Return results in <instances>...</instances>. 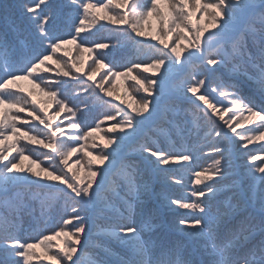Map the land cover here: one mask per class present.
Instances as JSON below:
<instances>
[{"label": "snow or ice", "instance_id": "6c2138e0", "mask_svg": "<svg viewBox=\"0 0 264 264\" xmlns=\"http://www.w3.org/2000/svg\"><path fill=\"white\" fill-rule=\"evenodd\" d=\"M19 10L23 28L12 21L0 31V201L13 199V186H35L40 193L33 195L42 194L49 203L55 200L56 211L44 229L34 214L28 229L18 219L0 217V264H32L33 250L41 246L53 264H76L78 246L88 242L90 221L97 215L104 216L107 234L126 250L112 264H264V145L249 148L264 141V0H26ZM152 17L156 30L149 22ZM102 21L123 27L107 28ZM257 21L258 29L253 26ZM146 36H151L148 43L138 39ZM128 42L158 55L115 59L118 48ZM65 45L75 46L78 53L70 66L56 56ZM71 50H64V56ZM194 59L198 69L189 67ZM49 61L57 66L58 76H71V81L37 75L52 71ZM88 61L90 71L80 75ZM174 77L179 79L177 99L202 114L209 129L208 143L199 149L183 143L161 145L145 131L158 119L170 125L159 129L161 134L170 137L175 131L182 137L187 130L176 121L180 109L171 110L173 118L168 119L170 110L161 106L166 84ZM120 78L134 82L131 92L124 88L123 97L129 99L113 97ZM19 80H28L47 99L32 98V91L18 96L11 89ZM71 89L79 94L70 95ZM135 93L143 95L137 100ZM85 94L109 108L91 124L85 117L94 109L82 99ZM229 103L240 115L215 119L217 105L229 112ZM53 104L56 110L50 112ZM25 112L30 119L21 118ZM61 114H66V125L56 122ZM254 121L259 122L255 127L237 132ZM104 122H112L105 132L114 135L97 136ZM65 128L76 132L66 133ZM89 138L102 141L98 152L89 150ZM21 140L49 150H29L45 159L18 148ZM132 143L138 144V160L129 162L125 148ZM204 147L210 151L205 153ZM78 153L86 162L77 158L70 163ZM234 157L244 161L241 170L252 182L237 205L217 198V185L229 178ZM208 159L211 164L197 170ZM117 169L124 173L120 206L104 195ZM182 170L191 171L190 184L199 187L184 183ZM162 209L176 215L174 233ZM177 234L183 239L171 238ZM61 237L62 247L53 243ZM53 247L59 251L48 255Z\"/></svg>", "mask_w": 264, "mask_h": 264}, {"label": "trees", "instance_id": "16d2710c", "mask_svg": "<svg viewBox=\"0 0 264 264\" xmlns=\"http://www.w3.org/2000/svg\"><path fill=\"white\" fill-rule=\"evenodd\" d=\"M25 2L26 0H0V31H5L8 23L12 21L16 22V26L21 27V29L23 28V24L21 23V20H20L21 14L19 10V5ZM58 2H63V0H58ZM206 2L215 3L216 0H206ZM250 2H254V0H250ZM162 8L167 10V5L162 4ZM116 11H120V9H116ZM193 19L195 20L196 16H194ZM149 22L153 30H156L159 27L154 17L149 18ZM101 23H104L107 26V28L123 27V26L111 25L107 21H102ZM253 26L256 27L257 29L260 27L258 21ZM144 27H145V31L149 30L147 24ZM92 30H93L92 28H89L87 31H92ZM153 34H155V31H153ZM138 39H142V38H138ZM143 40L145 41V43H148L151 41V36H148L147 39H143ZM110 43H115V41H112ZM248 47L251 48L250 42H249ZM67 49H72V50L69 52L68 56H64V50H67ZM96 51H101V50H96ZM93 55H95V52L93 53ZM152 55H158V53L155 52V50H150L147 48L141 49L140 46L136 45L134 42H128L124 48L122 49L118 48V51L115 54V59L117 60H120L122 58L135 59L137 56H139L140 59H144L146 56H152ZM56 56L63 57L65 60H68L69 66H70L71 62L77 58L78 53L75 49V46L65 45L64 49L58 52ZM85 59H87V54H85ZM90 63L91 61H88L87 64L84 65L81 73L84 74L90 71V69L88 68V64ZM47 64L51 66L52 71L37 73V75H41V74L45 75L48 81H57L61 79L71 81V76L70 77L58 76L57 66L53 64L51 61L47 62ZM232 66L233 65L230 63L229 68H231ZM189 67L190 69H198L199 61L194 59L193 63ZM103 71L104 70L102 69L101 73L97 75L96 77L97 81H99V76L103 74ZM144 75L151 77L152 74L145 73ZM133 83L134 82L131 80H128L127 83H125L123 78L116 80L113 97L117 95L123 97L125 87H128L129 91L131 92L132 91L131 85ZM178 83H179V79L175 77L167 82L165 94L163 95L161 99V106L167 107L170 110L168 113V119L173 118V113L171 110L173 109L181 110L180 115L176 117V121L181 128L187 129L184 135L182 137L177 136L175 131L172 132L170 137L167 136L166 133L161 134L159 132V129L167 130L170 128V125H168L164 120H159V119L155 121L154 124L150 126V128H147L145 131L147 135H149L152 139L158 138L159 143L161 145H167L168 143H175L179 145L180 143H183L186 147H192V148L199 149L203 147L206 143H208V140L205 139V132L208 131L209 129L207 128L205 121L200 118L202 114L198 112H194L191 105L177 99L174 89L177 87ZM109 86H110L109 84H105L106 88ZM41 87H43V85H41ZM20 89H24V92L21 93L19 91ZM11 90L16 92L18 96L26 95L29 91H32L33 97L36 98L37 100H41V102L47 99V97L41 96L39 89H34L32 84L28 80L17 81L16 84L12 86ZM79 91H80L79 89H71L69 94L70 95L79 94ZM101 95H103V93H101ZM142 95L143 93H135L137 100H139ZM113 97L105 96L104 99L113 100L114 103H117V102L119 103V101L114 100ZM58 98H62V97H59L58 95ZM123 98L129 99V97H123ZM82 99H87L88 106L94 109L92 113L88 114L85 117V120L87 123L91 124L93 122V117L99 115L102 112L109 110L107 105L98 101L94 96L85 94L82 97ZM198 103H200L202 107H206V105H203L202 101H198ZM81 107H83L82 104H81ZM229 107L232 108V111L225 112V113H228L231 116V118H229L228 116L227 117L224 116L225 120H231L233 112H236L237 116L240 115L239 111L235 109L230 103H229ZM217 109H218V113L223 114L224 112L223 105H217ZM55 110H56V106L55 104H53L52 108H50L49 111L54 112ZM12 114L13 115L15 114V110H13ZM65 115L66 114H61L58 120L60 121L64 120V123L66 125L67 120L64 119ZM243 115L246 116L248 115V113L245 112L243 113ZM20 116L22 119H30L27 116L26 112L20 113ZM186 121L189 123H186ZM111 123L112 122H104L103 124H101V132L97 133V136L99 137L102 135H108V136L114 135L113 133L105 132V130L107 129V127L111 125ZM257 123L259 122L254 121L253 123H245L243 128L237 129V132H243L247 128L255 127ZM233 126L235 125L233 124ZM17 127H21L22 130H26V129H23V126L19 122L17 123ZM65 132L74 135L76 130H69L65 128ZM93 143H96L97 145H99V147L92 149L91 145ZM87 144L89 146V150L92 151L93 153L98 152L100 148H102V141H99V139H96L94 141L92 138H89L87 141ZM261 145H264V141H255L253 142V144L249 145V148L255 150V149H259ZM17 147L18 148L24 147L25 153L31 154L32 158L34 159H40V160L45 159V157H43V155L40 154L39 152L30 153L29 151L30 149L40 148V146L38 145H31V144H28L27 141L21 140L17 144ZM44 151H49V150L40 148V152H44ZM137 151H138V144L132 143L126 146L125 153L127 155L129 162L138 160ZM209 151L210 150L208 148L204 147L205 153ZM82 154L83 153H78L77 156H80ZM12 155H16V153L13 152ZM9 158L11 159V157ZM85 162H86V159H84L81 164H84ZM180 163L182 164L185 162L181 161ZM27 164H28V161H25L26 166ZM210 164H211L210 159L202 160L200 165L197 166V170L202 169V168H207ZM243 164H244L243 160H236L234 157V165L229 170L230 172L229 178L223 181L222 184L217 185V188L220 189V191L217 193V198L219 201H224L228 199L231 201L233 205H237L240 203L241 197H246L248 195L249 188L252 182L243 175V172L240 167ZM182 174L184 176L183 182L186 184H190V181L192 178L191 171L182 170ZM123 181H124V173L121 170L117 169V171L114 172L109 177V183H108L106 192L104 194L106 199H109L111 202L116 203L117 206H120V201L117 197L123 196L124 191H125V189L122 187ZM140 182L141 181L138 178L137 183H140ZM205 183H208V181H205ZM190 186L199 187L198 185H191V184ZM10 191L11 193L14 194L13 199L7 204L0 201V217H7L9 220L18 219L23 229H28L29 223L33 221V214L35 215V217L40 218L39 226L41 229L45 228V223L47 221H50L54 218L55 211H56V201L52 200L51 203H49L48 201L50 198L42 194L39 195V198L34 196L33 193L39 194L40 189L36 188L35 186H32L31 189H29L25 185H16V186L11 187ZM59 204L62 207L63 201L60 200ZM162 211L164 212L165 216L167 217L169 221L168 230L174 233L176 215L171 212H168L165 209H162ZM55 218L58 219V217H55ZM90 228H91V231L88 237V242L80 246L81 249L79 251L77 250L78 251L77 255L79 256V259L76 260V264H112V262L116 261L118 258L123 257L125 255L126 250L119 244L118 241H116L114 238H111L107 234L109 231L108 223L104 219L103 215L95 216L93 220L90 221ZM67 230H71V227L67 226ZM171 238L172 239H177V238L183 239V237H180L178 234L173 235ZM56 241H54L53 243L56 244L55 243ZM30 242H34V241H30ZM61 244L63 245V242ZM78 249H79V246H78ZM57 251H58V248L53 247L49 251V254L52 255ZM91 256H94L95 259L92 258ZM32 264H43V263L40 260L34 258L32 260ZM44 264H47V263H44Z\"/></svg>", "mask_w": 264, "mask_h": 264}, {"label": "rangeland", "instance_id": "374dc122", "mask_svg": "<svg viewBox=\"0 0 264 264\" xmlns=\"http://www.w3.org/2000/svg\"><path fill=\"white\" fill-rule=\"evenodd\" d=\"M147 38H148V36L143 37L142 39H147ZM32 98H34V97H32ZM35 99H36V98H35ZM38 101H41V100H38ZM220 114H222V113H218V114L215 116V119L219 120V115H220ZM223 115L226 116V117L228 116L229 118H231V116H230L228 113L223 112ZM59 121H60V120L57 119L56 122L59 123ZM220 123H222V121H220ZM99 141H100V140H99ZM77 158H80V159H81V163L83 162L84 159H87L86 157H84V154H82V155H80V156H74V157L70 160V163H73V162L75 161V159H77ZM74 170H75V169H74ZM79 174H80V175H83L84 172L81 171ZM34 179H35V178H34ZM62 242H63V238L61 237V238H58L57 241H56L55 243H56V244H60V246L62 247V246H63V245L61 244ZM80 249H81V248H80V246H79L78 251H79ZM33 251L35 252V257H34V258L40 260L43 264H44V263H47V264H53V262L50 261V260L47 258V256H45L43 246H41V247H39V248H36V249H34ZM58 251H59V249H58ZM78 251H77V252H78ZM48 255H50V254L48 253ZM75 256H76V255H74V257H73L74 259H76ZM91 257L95 259L94 256H91Z\"/></svg>", "mask_w": 264, "mask_h": 264}]
</instances>
